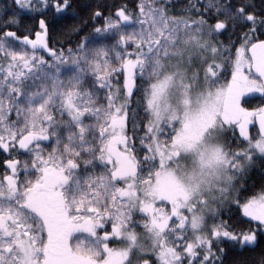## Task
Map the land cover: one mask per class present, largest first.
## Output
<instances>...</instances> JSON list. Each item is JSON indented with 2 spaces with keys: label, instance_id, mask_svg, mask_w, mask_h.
I'll return each mask as SVG.
<instances>
[{
  "label": "snow or ice",
  "instance_id": "1",
  "mask_svg": "<svg viewBox=\"0 0 264 264\" xmlns=\"http://www.w3.org/2000/svg\"><path fill=\"white\" fill-rule=\"evenodd\" d=\"M257 161L264 0L0 3V264H264Z\"/></svg>",
  "mask_w": 264,
  "mask_h": 264
},
{
  "label": "trees",
  "instance_id": "2",
  "mask_svg": "<svg viewBox=\"0 0 264 264\" xmlns=\"http://www.w3.org/2000/svg\"><path fill=\"white\" fill-rule=\"evenodd\" d=\"M81 3L86 2V0H80ZM116 3H122L124 0H115ZM184 0H173V3L177 8H179ZM0 3H3V0H0ZM256 3L259 4V0H256ZM257 101H253V104H255ZM264 171V168L261 167L260 162H256V166L250 170L249 174V185H251L253 182L259 183L261 180V172ZM248 255V254H245Z\"/></svg>",
  "mask_w": 264,
  "mask_h": 264
},
{
  "label": "flooded vegetation",
  "instance_id": "3",
  "mask_svg": "<svg viewBox=\"0 0 264 264\" xmlns=\"http://www.w3.org/2000/svg\"><path fill=\"white\" fill-rule=\"evenodd\" d=\"M252 131H253V133H255L256 129H255V128H253V129H252Z\"/></svg>",
  "mask_w": 264,
  "mask_h": 264
}]
</instances>
